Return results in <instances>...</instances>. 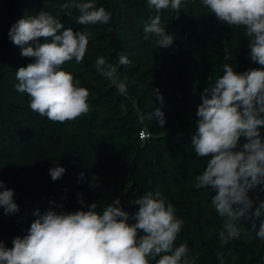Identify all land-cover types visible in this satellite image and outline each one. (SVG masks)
I'll list each match as a JSON object with an SVG mask.
<instances>
[{
	"label": "trees",
	"instance_id": "trees-1",
	"mask_svg": "<svg viewBox=\"0 0 264 264\" xmlns=\"http://www.w3.org/2000/svg\"><path fill=\"white\" fill-rule=\"evenodd\" d=\"M67 2L0 0V180L14 191L19 205L13 215L0 207V240L5 247L11 248L15 237L27 234L38 218L34 213L45 212L50 201L62 205L56 207L58 212L87 210L92 203L102 212L118 197L131 224L138 211L131 202L159 190L185 222L175 246L186 243L191 255L198 253L195 264H221V256L223 264H264V240L251 231L253 222L258 230L264 216L244 219L241 236L227 245L221 243L223 220L211 207L215 192L195 187L207 158L197 157L191 143L200 93L209 77L222 75L226 63L241 73L264 68L247 58L244 30L219 21L201 0H186L178 14L161 12L166 32L174 37L173 44L163 48L156 46L154 36L144 39V25L156 15L148 0H92L111 12V21L86 26L76 23L77 9H70L71 17L64 13L62 5ZM41 10L60 19L65 28L92 33L83 62L63 65L89 90L91 111L63 124L33 112L29 96L15 89V72L35 58L22 56L8 33L19 19ZM39 42H46L45 38ZM119 53L132 64L120 66L111 79L101 76L96 59L116 63ZM121 82L126 84L124 94L117 90ZM156 107L164 113L163 127L149 119ZM260 131L264 137V128ZM142 133L149 137L141 138ZM56 165L66 171L53 181L49 169ZM81 194L84 205L77 199ZM249 196L254 212L264 201V191L258 187Z\"/></svg>",
	"mask_w": 264,
	"mask_h": 264
},
{
	"label": "clouds",
	"instance_id": "clouds-1",
	"mask_svg": "<svg viewBox=\"0 0 264 264\" xmlns=\"http://www.w3.org/2000/svg\"><path fill=\"white\" fill-rule=\"evenodd\" d=\"M184 3L186 0H148L156 15L144 25V39L154 36L157 47H170L174 37L166 32L161 12L172 10L178 14ZM201 4L222 23L242 28L248 41L247 58L264 66V0H201ZM70 9L79 11L76 23L83 26L108 25L111 21V12L97 7L92 0H70L62 5L68 17L72 16ZM8 35L21 47L22 56L35 58L15 72V89L29 96L33 112L63 124L91 111L89 90L63 68L73 60L76 64L83 62L92 36L90 31L74 32L71 27L65 28L60 19L41 10L19 19ZM39 38L46 42L40 43ZM131 64L128 56L119 53L116 63L98 57L95 68L101 76L111 79L120 66ZM117 90L124 94L126 84L121 82ZM157 95L162 102L158 90ZM200 99L191 143L196 156L207 158V162L195 177V187H210L215 192L211 207L223 220L218 235L221 243L227 245L241 236L244 219L264 216V201L252 212L254 201L249 196L258 187L264 191V137L260 131L264 128V68L241 73L232 64H223L222 75L209 77ZM152 118L161 127L166 122L160 107L149 114ZM65 171L56 165L49 169V174L56 181ZM80 175L83 177V173ZM14 195L0 180V207L5 214L19 211ZM77 199L84 205L82 194ZM131 203L138 206V211L135 222L130 224L129 214L120 206L118 197L102 212L97 211V203L90 204L87 210L58 212L56 207L62 205L50 201L45 212L34 213L38 218L26 235L12 240L11 248L0 240V264H150L153 260L155 264H195L198 253L191 255L186 243L175 246L185 222L176 216L175 206L159 190L147 191ZM251 231L264 240V219L258 230L253 222ZM219 258L223 264V257Z\"/></svg>",
	"mask_w": 264,
	"mask_h": 264
},
{
	"label": "built area",
	"instance_id": "built-area-1",
	"mask_svg": "<svg viewBox=\"0 0 264 264\" xmlns=\"http://www.w3.org/2000/svg\"><path fill=\"white\" fill-rule=\"evenodd\" d=\"M148 137H149V135L145 134V133H143V137L141 136V138H148Z\"/></svg>",
	"mask_w": 264,
	"mask_h": 264
}]
</instances>
